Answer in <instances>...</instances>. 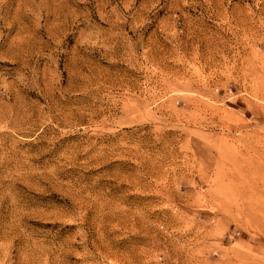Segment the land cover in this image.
Returning a JSON list of instances; mask_svg holds the SVG:
<instances>
[{"label": "rangeland", "instance_id": "374dc122", "mask_svg": "<svg viewBox=\"0 0 264 264\" xmlns=\"http://www.w3.org/2000/svg\"><path fill=\"white\" fill-rule=\"evenodd\" d=\"M0 264H264V0H0Z\"/></svg>", "mask_w": 264, "mask_h": 264}]
</instances>
